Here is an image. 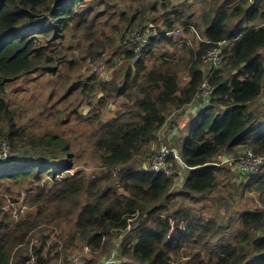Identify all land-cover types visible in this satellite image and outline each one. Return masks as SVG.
<instances>
[{
    "label": "trees",
    "instance_id": "trees-1",
    "mask_svg": "<svg viewBox=\"0 0 264 264\" xmlns=\"http://www.w3.org/2000/svg\"><path fill=\"white\" fill-rule=\"evenodd\" d=\"M114 1L0 0V154L6 140L10 156L22 161L0 160V180L29 175L39 179L47 171L57 175L62 172L58 167L72 166L75 157L69 138L24 134L6 99L10 83L41 72L58 74L70 61L61 42L71 41V36L88 40L89 45L81 59L68 63L67 79H78L69 73L81 74L86 59L100 66V72L118 54L121 62L112 79L101 80L94 73L86 83L78 80L70 89L81 90L75 99L79 105L87 101L94 107L86 115L81 112L77 120H97L89 140L105 166L113 174L119 171V181L103 185L109 176L102 175L87 186L79 174L77 180L63 178L59 194L77 198L79 209L64 214L77 216L63 244L55 246L60 248L57 256L51 257L53 251L43 256L46 236L31 257L30 250L20 249L35 229L32 220L41 217L40 210L36 217L20 220L13 230L0 227L6 229L0 233V264H52L61 254L68 264L77 250L87 247L89 254L82 264H100L112 255L118 258L112 264H264V165L247 174L236 168L249 152L264 157V0H130L126 9L127 0ZM116 14L120 20H113ZM103 15L105 20L97 23ZM74 25L78 35L70 29ZM106 27L110 31L104 34ZM152 27L164 34L175 30L180 34L153 42L135 61L129 37ZM160 44L175 49L181 44L189 58L176 55L175 49L157 57ZM212 49L221 52L217 65L205 61ZM206 87L211 93L200 100ZM94 94L97 104L92 102ZM117 99L122 103L115 116L104 121L105 110ZM196 101L203 110L190 121L188 137L177 147L161 141L158 135L170 117ZM163 144L173 150L171 176L145 171ZM236 153L240 155L231 166L223 161ZM49 154L58 162H46ZM179 160L188 171L185 181L178 177ZM233 179L238 180L230 192L233 199L237 201L234 193L240 187L241 196L253 202L237 218H212L207 209L218 214L216 204L191 205L211 198ZM85 191L92 198L79 203ZM64 215L52 214L49 223L62 221Z\"/></svg>",
    "mask_w": 264,
    "mask_h": 264
},
{
    "label": "rangeland",
    "instance_id": "rangeland-1",
    "mask_svg": "<svg viewBox=\"0 0 264 264\" xmlns=\"http://www.w3.org/2000/svg\"><path fill=\"white\" fill-rule=\"evenodd\" d=\"M150 1L152 0H148V2ZM111 2L115 4L114 0H111ZM129 2L130 0H127L124 9L130 7ZM117 5L122 7L124 3L122 4V2L119 1L117 2ZM200 9L201 7H196L195 11H200ZM101 10L103 11L104 7ZM106 17L107 15L101 16L97 23L105 20ZM113 20H120V15L116 14ZM107 22L112 23L113 21L109 20ZM74 27L75 25L71 26L70 29L72 32L75 30L74 33L78 35L80 32L79 30L76 31V27ZM130 29L131 28H128L127 32H129ZM109 31L110 29L106 27L103 32L104 34H107ZM101 36L105 38L106 35L102 34ZM73 37L71 36V41L64 40L61 42L62 46L60 48L66 49V58L70 61L63 64V67H60L58 74L52 75L48 72H41L34 75H26L20 80L10 83L7 89L6 99L12 110L16 112V123L25 132V135L35 137L61 135L65 138H69L71 139L73 146L71 153L75 156L72 159V166L69 167L67 165H63L62 167H58V170L62 172L57 175H55V172L53 171H47L43 172L39 179H37L34 175H29L25 177L19 176L16 178H2L0 180V227H7V231L13 230L15 224H17L20 220H23L26 216L36 217L40 210L43 211L40 218L32 220L37 223L35 225V229L28 233L24 240L25 246L20 248L23 250H30L27 252V255L30 257L34 254L35 250L43 245V236H46V239L48 240V243L44 241L45 247L42 252L43 256L47 258L50 251H53L51 257H56L60 248H56L55 246H61L72 230L77 214H73L69 217H66L64 214L65 212L76 211V209H79V206L75 205L76 202H78L77 198L70 199L62 197V195L59 194L58 190H60V187L63 184V178L70 177L71 180H77L75 178L78 177L79 174V176L85 177L87 186L90 185L93 178L102 175L109 176V180H105L103 185L111 183L116 184L119 181V171H116L113 174L105 166L102 160L99 159L96 144H94L92 140H89L92 138L91 134L99 125L97 120L93 122L85 119H82L81 121L77 120V117L82 116L80 114L81 112L86 115L90 112V110H93L94 107H90L87 101H84L82 105L77 103L79 100L75 101L76 96L79 95L81 90L70 92V89L77 85L78 80L81 84L86 83L88 76L93 75L94 73L99 74L102 80L106 78L112 79L116 69H118L121 65L120 60L119 62L117 60L119 58V54L111 63H105L106 65L104 66L103 72H100V66H96V64L91 63L84 57L86 59L83 63L84 68L86 67L85 70L81 74H78L77 71L70 72L69 74L72 78L78 77V79H67L66 68L68 63H75V61L81 59V55H84L83 50H85V48L89 45L88 40L87 42L86 40H74L72 39ZM112 37L114 38L113 34ZM68 45L72 47L69 49ZM172 49L175 48H169V46L164 44L158 45L156 50V53L158 54L157 57H160V55L165 53L173 54ZM174 52L176 55H180L181 57L185 56L186 59L189 58L188 51L182 49L181 44H178V47L174 50ZM107 55H109V49L106 52V56ZM76 74L83 77L81 78ZM93 97L94 99L92 102L97 104L99 101L98 98H95V94ZM121 103L122 100L120 99L112 101L110 103L112 105L108 106L105 110L103 120L107 121L112 119ZM74 110H78L79 113H74V115L72 113ZM68 117L70 118L68 119ZM186 130L184 132L185 135L187 133ZM80 135L81 138L79 137ZM2 147H4L3 150L6 153L1 154V161L4 162L5 160H13V157L10 156L11 148L8 141L4 140L2 142ZM24 156H28L30 160L34 158L31 154L30 156L27 154ZM57 160H59L58 157L54 159V157L49 154L46 162H50L49 164H52V162H58ZM14 162L21 163L22 161L14 159L10 164H13ZM110 175H112V178ZM90 190L91 192L95 191L94 189ZM241 190L242 189L239 187L236 189V193H234V195L237 196V201L233 199L234 196L230 192H225V202H229V198H232V200L228 206L224 203V201L219 205V207L217 206L218 214H215L210 209H207V212L212 215V218H221L225 215H233L237 218L242 211L248 209V206L253 204L252 201H249L247 198L244 199L243 196H241ZM217 195L218 192L213 194L211 198H216ZM89 198H92L90 193L85 191L84 198H78L79 203H83L85 200H89ZM211 198L204 200V202L197 205L192 203L191 205L197 208L200 206L215 207V201ZM250 209H253V206L250 207ZM52 214H61L65 217L62 221L60 220L59 222L49 223ZM224 220L227 222L229 221L227 218ZM5 230L6 229L4 228H0V233H5ZM88 254L89 249L87 247L84 248L82 252L77 250L73 254V257L74 260L80 263V261ZM112 257V261L118 260L115 255H112ZM64 262L65 257L61 254L60 258L53 259L52 264H64Z\"/></svg>",
    "mask_w": 264,
    "mask_h": 264
},
{
    "label": "built area",
    "instance_id": "built-area-1",
    "mask_svg": "<svg viewBox=\"0 0 264 264\" xmlns=\"http://www.w3.org/2000/svg\"><path fill=\"white\" fill-rule=\"evenodd\" d=\"M178 35L180 30H175L173 32H167L164 34L162 31L155 27H152L141 33L133 34L129 39V46L134 47L136 56L135 61L141 56V52H144L148 46H150L155 41H160L165 35ZM221 52L218 49H212L205 57V61L210 65H217L220 59ZM211 93L210 88L206 87L204 92L201 94L202 97L207 98ZM172 148L169 145L163 144L158 152L152 156L147 164V169L153 174H162L166 176L172 175V164L170 162V157L172 154ZM2 153H6L4 150ZM1 153V154H2ZM0 154V160H2ZM11 154V153H10ZM8 161V160H5ZM4 161V162H5ZM264 165V157L256 155L254 152H249L248 154L241 157L237 162L236 168L244 173H254L261 170Z\"/></svg>",
    "mask_w": 264,
    "mask_h": 264
},
{
    "label": "crops",
    "instance_id": "crops-1",
    "mask_svg": "<svg viewBox=\"0 0 264 264\" xmlns=\"http://www.w3.org/2000/svg\"><path fill=\"white\" fill-rule=\"evenodd\" d=\"M101 80H102V78H101ZM201 106H202V104H200V105L198 104L196 107L200 108ZM193 113H194L193 110H189L186 112V115L179 116L178 118H174V115L172 117H170V119L168 120L166 125L160 130V133L158 135L160 137V140L167 142L169 145H171V147H177L180 144V142H182L187 137V135L189 133V129H190V125H189L190 121L194 120L198 116V113H195V114H193ZM185 130L187 131L186 135L184 133ZM152 148H153V146H152ZM236 154H238V153H236ZM239 155L240 154L233 155L231 157L225 156V157H223V161L225 163H228L229 166H231L232 161L236 157H238ZM146 168H147V166H146ZM146 168H145V171H146ZM178 177H179V179H181L182 175H178ZM232 178H235V176ZM236 181H238V180L233 179L232 181H228V182L224 183L223 184L224 186L218 189V191H217L218 195L216 196V198H211V199H214L215 204L218 207L223 201L225 204H228V202H225L226 201L225 200V192H228V193L231 192V190L233 188H235L234 182H236ZM229 185H230V189H229ZM216 193H214V194H216ZM231 199L232 198H229V201H231ZM202 202H204V201L202 200ZM216 210H217V208H216ZM114 247L117 248V247H119V245L115 244ZM73 260H74V257H71L70 263H68V264H82L76 260H74V261Z\"/></svg>",
    "mask_w": 264,
    "mask_h": 264
},
{
    "label": "water",
    "instance_id": "water-1",
    "mask_svg": "<svg viewBox=\"0 0 264 264\" xmlns=\"http://www.w3.org/2000/svg\"><path fill=\"white\" fill-rule=\"evenodd\" d=\"M257 25H259V24H257ZM200 98V100H202V98H204V97H202L201 95L199 96ZM197 104H198V102L196 101L194 104H191V105H189V106H186L185 108H183L181 111H179V112H177L175 115H174V118H178L179 116H182V115H186V112L187 111H189V110H193V114H195V113H199L201 110H203L202 108H197L196 106H197ZM190 117V116H189ZM179 164H180V167L182 168V172H181V175H182V178H181V180H183V181H185V179L187 178V173H188V171H187V169H186V166L182 163V161L181 160H179ZM174 191V190H173ZM140 224H141V222H139V224H138V226L137 227H139L140 226ZM127 234H125L124 236H126ZM121 237H123V235L121 236ZM112 256H109V257H107V259H104L100 264H112Z\"/></svg>",
    "mask_w": 264,
    "mask_h": 264
},
{
    "label": "clouds",
    "instance_id": "clouds-1",
    "mask_svg": "<svg viewBox=\"0 0 264 264\" xmlns=\"http://www.w3.org/2000/svg\"><path fill=\"white\" fill-rule=\"evenodd\" d=\"M110 105H111V104H110ZM110 105H109V106H110ZM241 157H242V156H241ZM14 159H15V158H13V160H14ZM18 159H19V158H18ZM13 160H11V161H9V162L12 163ZM15 160H17V159H15ZM19 160H20V159H19ZM20 161H21V160H20ZM146 169H147V168H146ZM237 170H238V169H237ZM146 171H147V170H146ZM238 171H239V170H238ZM239 172H240V171H239Z\"/></svg>",
    "mask_w": 264,
    "mask_h": 264
}]
</instances>
